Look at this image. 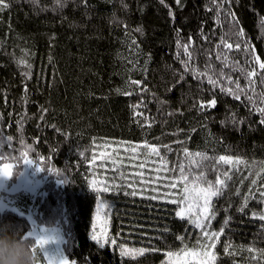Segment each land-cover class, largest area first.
Segmentation results:
<instances>
[{
  "label": "trees",
  "instance_id": "trees-1",
  "mask_svg": "<svg viewBox=\"0 0 264 264\" xmlns=\"http://www.w3.org/2000/svg\"><path fill=\"white\" fill-rule=\"evenodd\" d=\"M6 2L10 6L0 12V167L12 162L14 180L30 160L43 186L36 193L17 195L18 209H0V222L11 221L25 235L32 219L61 225L64 250L77 264H162L165 252L193 248L202 239L200 228L176 215L178 205L170 203L176 196L153 191L170 188L183 166L187 182L205 187L211 182L222 192L212 197L215 218L207 229L223 228L213 249L215 264H264V221L252 215L264 213L260 114L243 92L237 100L206 77L185 74L180 60L187 58L177 47L178 40L191 37V67L224 87L235 88L228 77L238 80L256 107H264V70L254 59L264 62V0H224L219 19L211 0H181L182 7L175 0H87V5L68 0L63 8L55 0ZM241 30L243 37L237 35ZM221 39L233 49L225 48ZM253 69L257 75L249 87L247 73ZM213 98L214 108L199 109L198 102ZM234 114L244 123L232 125ZM107 140L134 143L139 151L122 152L112 163L94 162L99 143ZM145 143L157 146L159 155L150 154ZM185 149L193 155H185ZM140 155L145 169L141 159H134ZM220 156L238 157L247 165L224 164ZM153 164L164 176L157 183L148 179ZM141 170L151 183L140 180ZM217 178L226 187L216 185ZM132 191L137 195H130ZM153 195L163 198L149 199ZM0 197L12 198L5 190ZM101 200L108 206L107 238H116V245L104 249L91 239ZM242 206L244 211H238ZM30 238L35 243L36 237ZM121 243L146 251L121 259Z\"/></svg>",
  "mask_w": 264,
  "mask_h": 264
},
{
  "label": "snow or ice",
  "instance_id": "snow-or-ice-1",
  "mask_svg": "<svg viewBox=\"0 0 264 264\" xmlns=\"http://www.w3.org/2000/svg\"><path fill=\"white\" fill-rule=\"evenodd\" d=\"M33 3L36 2V0H32ZM68 0H55L56 5L59 8H63L66 6ZM160 2L163 4L164 0H160ZM177 5H180L181 7L183 5H181V0H175ZM223 2L224 0H211L212 5L217 9V19H219V12L222 9L223 6ZM82 4L87 5V0H81ZM9 3L6 2V0H0V12H3L5 9H7L9 7ZM167 7V5H165ZM209 11H211V8L208 9ZM228 15L232 16V20L235 21V15L233 13H227ZM169 15L172 16V18L174 19V13L171 12V10L169 11ZM135 31L138 32H142L141 28H137L135 29ZM237 35L239 37H243L244 33L243 30L239 31L237 33ZM205 39H207V37H204ZM133 43H135V41L133 40ZM247 43V42H245ZM221 44L229 49L232 50L233 49V44L232 43H226L223 39H221ZM193 46V41L191 40V37H189L187 42L181 43L179 40L177 41V47L178 49H182L183 50V56L186 57L187 59H181L180 62L184 67L185 70V74H193L194 76H196L197 79H201V78H207L208 83L212 84L214 87H220V90L222 92H224L227 95H231L233 96L234 99L239 100L240 99V94L241 92L244 93V95L246 96V98L252 103V110L255 112H258L260 114V124H264V107H256L255 105V101L253 100V97L248 95L246 92H244V89L241 87L239 81H232V79L230 77H228V83L229 84H234L235 88L232 87H224L223 85L220 84V81L217 79H213L211 76H208L207 72H200L198 69L191 67L192 64V52L190 51V48ZM217 47H219V45H217ZM235 49L237 51L241 50V45L240 43H236L235 44ZM245 52L249 51V49L245 48L243 49ZM177 58L180 59L181 57V52L177 51ZM216 58L219 60L220 59V54L217 53ZM255 61L259 64V68L264 70V62H260V58L257 56L254 58ZM225 60H227V56H225ZM20 63L27 65V67L31 68V65L27 64V61H20ZM227 66V65H225ZM27 78H31L30 73H26L25 74ZM221 75H223L221 73ZM257 75L255 69H253L252 71L247 73V78L249 80V84L248 86L250 87L252 84L255 83V80H253L252 78L255 77ZM181 79H183V74L181 75ZM131 83L136 84V85H140L141 82L140 81H131ZM261 83H264V80H261ZM146 90V89H145ZM25 93H27V88L25 87ZM124 95H130L131 93H123ZM261 97H262V102H264V93H261ZM216 106V100L213 98L207 102L204 101H200L198 102V107L201 111L205 110V109H211L214 108ZM134 108L139 107V105H134ZM137 115H143V113H136ZM230 123L234 126H238L242 123H244V121L238 120L235 117V114L229 118ZM151 126V124H149V127ZM11 137H6L5 140L10 142L11 141ZM3 144H0V147H3ZM140 146H132L130 151L132 153H137L138 148ZM143 147L148 148L149 149V153L150 154H156L159 155V148L157 146L154 145H149L147 143H145L143 145ZM164 147H168V146H164ZM3 153L0 152V156H2ZM185 155H193L191 153H188L187 150L185 149ZM195 156H201V153H195ZM207 158V157H204ZM95 159V157H93V160ZM219 162H223L224 164H230L233 165L234 167H237L240 164H245L247 165V162L240 159V158H233L230 156H220L218 158ZM161 162L162 164L166 165V161H163V158L161 157ZM25 164L27 165H32V161L30 160H25ZM141 167H144L143 164L140 165ZM40 171H43L44 169H39ZM180 172H181V176L178 178V180L174 181L170 187L172 188H176L177 184H183L184 186L181 188V193L182 196L179 200L173 199L170 201V203L173 204H177L178 205V210L176 212V215L179 216L181 219H188L190 223H192L195 227L200 228L201 229V240L197 241L196 246H194L193 248H188L187 245H185L182 249H180L179 251H167L165 252V256L167 258L172 259V258H179L181 256H190V257H200V264H215L216 260H217V254L213 251V249H215L216 247V241L219 240V236L223 233V228H221L220 232H215V231H211L209 232L207 229L211 227L210 224V220L215 218V213L211 212V207H212V197L221 195L222 192L220 190L219 187H215L213 186V184L211 182H208V186L207 188H200L199 192L197 194V198L198 200H202L203 203L202 204H197L196 207L199 208V212L196 213L195 215H192V211H193V203H192V193L194 191L193 188H190L188 183H186L188 181V176L184 175V168L183 166H180ZM225 176H227L228 174L225 173ZM12 176V172L10 171V167L9 165L5 164L4 168L2 170H0V177H11ZM57 176H59V173H57ZM230 178V177H229ZM196 180H199L200 177H196ZM195 183V181L193 182ZM255 183V181H253V184ZM216 185H219L221 187H226L225 185V181L222 179L217 178L215 181ZM93 186H94V190L95 191H99V189L95 188V182H93ZM104 191H108L107 188L104 189ZM153 191H157L156 189H153ZM132 196H136L137 192L136 191H132L131 193H129ZM167 195H174L173 193H168ZM262 196H264V193H261ZM158 198H163V197H157L155 195L149 197V199L152 200H156ZM248 199L249 197H245L244 198V206L247 205L248 203ZM103 202H101L102 204ZM179 205H186L187 206V212L185 211L184 207H179ZM244 206H242L238 211L243 212L244 211ZM254 217L258 216L260 220L264 221V213H253L252 214ZM205 221H208V224H205ZM225 226H227L228 224V220L224 221ZM95 227V226H93ZM46 231V230H45ZM31 235V234H29ZM215 238V240H214ZM56 236L52 235V236H38L36 238L35 241V246H34V251L37 250V246H39V251L41 253V255L43 257H46L49 261V264H69V260L67 257L63 256L62 254H56L55 259H49V253L44 251L45 247L52 242H55L56 240ZM91 239L93 241L96 242V244L99 246L100 249H104L106 245L111 244V245H116V238L113 237L111 238V240H109L108 238H98V236L96 235L95 231H93V234L91 236ZM179 239L182 241L183 237H179ZM118 249H119V256L120 258H124V257H131V258H135L137 255H143L146 251V249L144 248H127L125 247V245L123 243L117 245ZM228 245L225 246L224 251L227 253L228 252ZM153 251H158L157 249H153ZM247 251H253V249L249 248L247 249ZM71 264H76V261L73 260L71 262ZM165 264H168V261L165 262Z\"/></svg>",
  "mask_w": 264,
  "mask_h": 264
},
{
  "label": "rangeland",
  "instance_id": "rangeland-1",
  "mask_svg": "<svg viewBox=\"0 0 264 264\" xmlns=\"http://www.w3.org/2000/svg\"><path fill=\"white\" fill-rule=\"evenodd\" d=\"M132 146H137V145H135L134 143L129 144L128 142H118V141H113V140H107L103 143H99V147L97 148V152L94 155V157H95L94 162H97L98 160H107L109 163H112V162H114V159L116 158V156L118 154L121 155L122 152H126V154H128L129 152H131L130 149ZM138 151H139V148H138ZM133 155H136V153H133ZM132 157H134V156H132ZM138 157H134V159L135 160L141 159L142 161L140 163L143 164L144 166L147 165L145 163V158L143 156L140 155ZM5 164L9 165L10 171L12 172V176L11 177H0V191H2V190L7 191L8 194H10L12 196V198H11V201H9V200L5 199L4 197H0V209L1 210L9 209V208L18 209L19 207L14 203V198H16V196L19 195L21 192H24V193H29V192L30 193H36V192H38L40 189H42L43 179H42V177H40L37 174L38 171L36 172L35 169H33L31 165L25 164L24 168L19 172V174L16 176V178L14 180H12L14 165L12 164V162L3 163L0 167V170H2L4 168ZM160 165H162V164H160ZM145 168L146 167H144V169ZM153 168L156 169L157 171L152 169L153 173H151L150 178H148L149 180H155V182H156V180H161L162 178H164L163 173L161 172V174H160L161 167H157L156 165L153 164ZM141 174L144 176V179L142 178L140 180H142L148 184L151 183V181H149L148 179H145V177H147V175H148V174H146L145 171L141 170L140 175ZM186 183H188L190 188L194 189V191L192 193V203H193L192 215H195L196 213L199 212V208L196 207V205L198 203L199 204L203 203L202 200H198V198H197V194L199 192V189L200 188H207V187L202 186V185H198L195 183H189V182H186ZM183 186H184L183 184H177V187L175 188V189H178L179 198L177 195L178 193L175 191V189L173 190L172 187H170V188L167 187V189H158L155 187V189L157 191L162 190L166 193H173L174 197L176 196L177 199L179 200L182 196V193L180 190ZM101 202H103V203L101 204ZM30 207H33V206L31 205ZM180 207H184L185 211L187 212V206L186 205H180ZM107 208H108L107 202L104 200H101V201H99V203L97 205L96 213H95V222H94L95 227L93 228V231H95L98 238H101V239L107 238V236H108L109 219H108V214H107ZM32 220H33L32 221L33 227L31 229V231L29 232V234H31L37 238L38 236H43L46 233H54V235L57 238L55 240V242L49 243L45 247L44 251H46L52 255L62 254L63 256L68 258L69 264H71V262L73 260L69 258V256L67 255V253L64 250L63 243H64L65 236H64V232H63L61 225H58V224L42 225V224L35 222L34 219H32ZM200 259L201 258L198 256L197 257L181 256L179 258H172L170 260H169V258L166 257L165 261L162 264H165L166 261H168V264H200ZM39 264H49V261L46 257H44L43 260L41 259L39 261Z\"/></svg>",
  "mask_w": 264,
  "mask_h": 264
},
{
  "label": "clouds",
  "instance_id": "clouds-1",
  "mask_svg": "<svg viewBox=\"0 0 264 264\" xmlns=\"http://www.w3.org/2000/svg\"><path fill=\"white\" fill-rule=\"evenodd\" d=\"M34 246L30 235L23 234L11 221L0 222V264H38L41 253L34 251ZM49 259L55 256L49 254Z\"/></svg>",
  "mask_w": 264,
  "mask_h": 264
}]
</instances>
